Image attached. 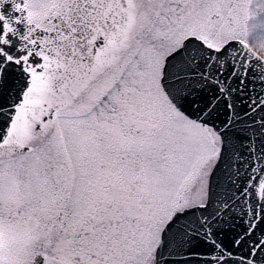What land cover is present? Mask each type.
Returning <instances> with one entry per match:
<instances>
[{
    "label": "snow or ice",
    "instance_id": "snow-or-ice-1",
    "mask_svg": "<svg viewBox=\"0 0 264 264\" xmlns=\"http://www.w3.org/2000/svg\"><path fill=\"white\" fill-rule=\"evenodd\" d=\"M0 264H264V0H0Z\"/></svg>",
    "mask_w": 264,
    "mask_h": 264
}]
</instances>
